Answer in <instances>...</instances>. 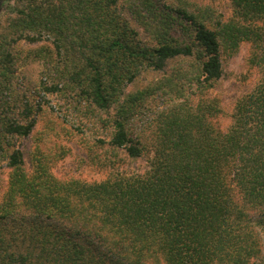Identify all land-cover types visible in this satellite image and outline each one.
Wrapping results in <instances>:
<instances>
[{
    "label": "trees",
    "instance_id": "trees-1",
    "mask_svg": "<svg viewBox=\"0 0 264 264\" xmlns=\"http://www.w3.org/2000/svg\"><path fill=\"white\" fill-rule=\"evenodd\" d=\"M118 1L15 0L0 21V264H264V0H229L226 21L197 0H123L149 42ZM243 41L261 79L222 131L205 92ZM177 58L193 61L125 93ZM31 64L41 96L17 76ZM51 94L107 129L100 146L147 157V168L128 174L91 156L113 170L102 181L57 180L39 161L29 173L15 141ZM155 98L163 107L137 131L132 119Z\"/></svg>",
    "mask_w": 264,
    "mask_h": 264
},
{
    "label": "rangeland",
    "instance_id": "rangeland-1",
    "mask_svg": "<svg viewBox=\"0 0 264 264\" xmlns=\"http://www.w3.org/2000/svg\"><path fill=\"white\" fill-rule=\"evenodd\" d=\"M123 0L118 1L123 16L139 33L144 42H149L148 35L143 28L123 8ZM200 5L210 6L221 20L226 21L233 16V9L229 0H197ZM15 0H2L0 3V21L9 15L10 7ZM251 44L243 41L238 49L231 55H222V75L213 87L205 92V97L219 102L221 113L212 117V123L226 131L230 126L233 106L236 100L249 93L261 79L259 69L248 65ZM193 59L177 58L169 61L161 72L152 70L142 71L138 77L125 89L126 94L147 87L155 80L172 75L178 69H184ZM42 68L37 64L24 65L18 73L19 82L27 90V94L37 95V80L41 78ZM41 96L42 94L38 92ZM37 100L39 98L37 97ZM161 102L155 98L149 102L142 113L132 119V124L137 131L144 128L155 110L162 108ZM106 115L102 113V118ZM96 139H107V129L98 121L84 114V107L76 105L69 95L63 97L56 94L46 96L44 108L39 111L36 123L29 136L15 141L24 156L25 169L31 173L33 165L39 161L48 168L51 176L57 180L67 181L78 179L83 182H99L104 180L110 171L116 170L125 173L142 172L147 168V157L128 159L122 151L111 150L100 146ZM96 156L101 163L108 165V160L113 163L110 167L101 166L98 162H91L90 157ZM8 170L0 168V192H3L7 182Z\"/></svg>",
    "mask_w": 264,
    "mask_h": 264
},
{
    "label": "flooded vegetation",
    "instance_id": "flooded-vegetation-1",
    "mask_svg": "<svg viewBox=\"0 0 264 264\" xmlns=\"http://www.w3.org/2000/svg\"><path fill=\"white\" fill-rule=\"evenodd\" d=\"M2 0H0V3H1Z\"/></svg>",
    "mask_w": 264,
    "mask_h": 264
}]
</instances>
